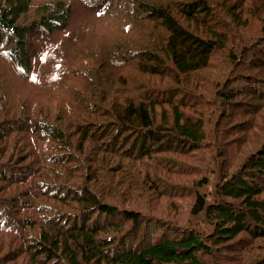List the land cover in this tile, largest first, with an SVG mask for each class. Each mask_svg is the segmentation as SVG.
I'll list each match as a JSON object with an SVG mask.
<instances>
[{
    "label": "trees",
    "instance_id": "1",
    "mask_svg": "<svg viewBox=\"0 0 264 264\" xmlns=\"http://www.w3.org/2000/svg\"><path fill=\"white\" fill-rule=\"evenodd\" d=\"M254 241L264 0H0V264H249Z\"/></svg>",
    "mask_w": 264,
    "mask_h": 264
},
{
    "label": "rangeland",
    "instance_id": "2",
    "mask_svg": "<svg viewBox=\"0 0 264 264\" xmlns=\"http://www.w3.org/2000/svg\"><path fill=\"white\" fill-rule=\"evenodd\" d=\"M258 2H259V0H258ZM250 5H252L253 7H255V9H258V6H255V4L250 3ZM16 83H18V82H16ZM20 87L22 88L21 85H20ZM255 101L257 103H259V101L257 99ZM238 121H240V120H238ZM226 122H227V120H226ZM234 123H236V121H232V124H234ZM260 123H263V121H260ZM245 135H246L245 133L242 134V135L235 134V135H233L231 137V139H235L236 137H241V139H243L245 137ZM251 140H253L254 143L257 142L256 140L252 139L251 137L250 138L249 137L247 138V141L248 142H250ZM235 149H236V147L230 148L229 149L230 150V153H233ZM191 201L192 200L190 199V200H188L187 203H191ZM254 244H255V247L251 251L246 252V255H247L248 259L251 260V261H249V264H256V262L259 261V258L262 257L263 256V253H264V248L261 245L259 246V243H256V241H254ZM245 251H244L243 255L245 254ZM238 254L239 253L236 252L234 255H236V257H238ZM244 264H248V263L247 262L246 263L244 262Z\"/></svg>",
    "mask_w": 264,
    "mask_h": 264
},
{
    "label": "bare ground",
    "instance_id": "3",
    "mask_svg": "<svg viewBox=\"0 0 264 264\" xmlns=\"http://www.w3.org/2000/svg\"><path fill=\"white\" fill-rule=\"evenodd\" d=\"M40 38V37H39ZM213 59V58H212ZM216 72V71H215ZM149 172V171H148ZM157 173V172H156Z\"/></svg>",
    "mask_w": 264,
    "mask_h": 264
}]
</instances>
